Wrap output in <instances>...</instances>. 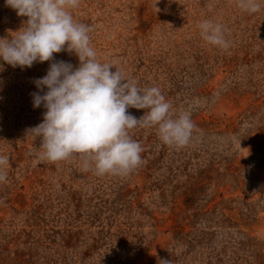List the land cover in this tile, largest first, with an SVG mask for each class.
I'll list each match as a JSON object with an SVG mask.
<instances>
[{"label":"rangeland","instance_id":"374dc122","mask_svg":"<svg viewBox=\"0 0 264 264\" xmlns=\"http://www.w3.org/2000/svg\"><path fill=\"white\" fill-rule=\"evenodd\" d=\"M80 0L70 9L91 27L101 62L141 88L158 87L196 125L183 147L157 127L129 135L143 148L129 175H97L79 154L41 161L29 128L34 80L49 62L0 60V264H264V0ZM26 17L0 0V37ZM224 27L230 47L203 40L198 25ZM74 67L78 57L54 54ZM115 71V68L112 69ZM46 91V89H45ZM43 94V93H41ZM137 118L147 110L129 108Z\"/></svg>","mask_w":264,"mask_h":264},{"label":"clouds","instance_id":"9594fccd","mask_svg":"<svg viewBox=\"0 0 264 264\" xmlns=\"http://www.w3.org/2000/svg\"><path fill=\"white\" fill-rule=\"evenodd\" d=\"M80 0H5L6 6L26 17L14 36L0 37V60L13 68H31L49 62L45 76L34 80L33 107L43 106V121L27 130L41 139V161L60 162L77 154L97 175H129L142 163L143 148L129 132L136 127H157L166 145H187L196 125L188 111L176 114L158 87L141 88L115 65L101 62L91 45L89 25L74 20L70 9ZM249 13L260 10L258 0H237ZM201 36L224 50L230 41L224 27L211 20L201 22ZM74 53V67L54 54ZM115 68V71L112 69ZM3 64H0V71ZM46 89V91H45ZM43 93V94H41ZM144 109L137 118L128 109ZM9 157L0 155V182L7 180ZM163 264L170 261L161 260Z\"/></svg>","mask_w":264,"mask_h":264}]
</instances>
